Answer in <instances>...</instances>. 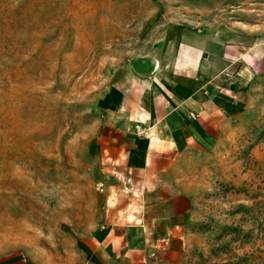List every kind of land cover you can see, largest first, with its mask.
Segmentation results:
<instances>
[{
	"label": "rangeland",
	"instance_id": "1",
	"mask_svg": "<svg viewBox=\"0 0 264 264\" xmlns=\"http://www.w3.org/2000/svg\"><path fill=\"white\" fill-rule=\"evenodd\" d=\"M173 27L264 42V0H0V264H81L76 240L102 212L96 180L109 171L95 160L98 99L116 68L154 64ZM255 67L250 112L195 173L184 264H264Z\"/></svg>",
	"mask_w": 264,
	"mask_h": 264
},
{
	"label": "crops",
	"instance_id": "2",
	"mask_svg": "<svg viewBox=\"0 0 264 264\" xmlns=\"http://www.w3.org/2000/svg\"><path fill=\"white\" fill-rule=\"evenodd\" d=\"M168 39L154 64L116 68L98 99L95 160L110 172L96 180L102 212L76 240L81 264H184L195 173L250 112L264 42L178 27Z\"/></svg>",
	"mask_w": 264,
	"mask_h": 264
},
{
	"label": "built area",
	"instance_id": "3",
	"mask_svg": "<svg viewBox=\"0 0 264 264\" xmlns=\"http://www.w3.org/2000/svg\"><path fill=\"white\" fill-rule=\"evenodd\" d=\"M136 128L139 129V125H136Z\"/></svg>",
	"mask_w": 264,
	"mask_h": 264
}]
</instances>
